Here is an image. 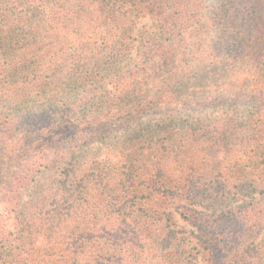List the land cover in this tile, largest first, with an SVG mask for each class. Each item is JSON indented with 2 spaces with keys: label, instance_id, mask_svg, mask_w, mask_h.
Instances as JSON below:
<instances>
[{
  "label": "trees",
  "instance_id": "trees-1",
  "mask_svg": "<svg viewBox=\"0 0 264 264\" xmlns=\"http://www.w3.org/2000/svg\"><path fill=\"white\" fill-rule=\"evenodd\" d=\"M263 232L264 0H0V264H264Z\"/></svg>",
  "mask_w": 264,
  "mask_h": 264
},
{
  "label": "rangeland",
  "instance_id": "rangeland-1",
  "mask_svg": "<svg viewBox=\"0 0 264 264\" xmlns=\"http://www.w3.org/2000/svg\"><path fill=\"white\" fill-rule=\"evenodd\" d=\"M148 23H149V18L146 17V18H144L142 21H140V27L143 26V25H145V24H148ZM47 176H48L47 174H46V175H43V176H39L37 182H39L41 179H43V182H46V181H48L49 179H53L54 183H55L57 186H59V185L61 184V179L59 178L58 175H51V176H49L47 179H45V177H47ZM254 196H255V197H258L259 195L257 194V195H254ZM178 218H179V217H178ZM181 225H182L183 227L187 228L186 225H185L184 223H182V222H181ZM263 233H264V232H263Z\"/></svg>",
  "mask_w": 264,
  "mask_h": 264
}]
</instances>
